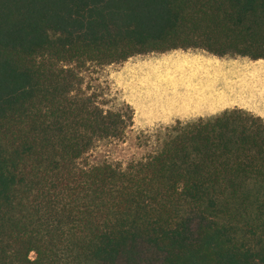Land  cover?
Returning <instances> with one entry per match:
<instances>
[{
    "label": "trees",
    "instance_id": "16d2710c",
    "mask_svg": "<svg viewBox=\"0 0 264 264\" xmlns=\"http://www.w3.org/2000/svg\"><path fill=\"white\" fill-rule=\"evenodd\" d=\"M187 49L264 59V0H0V264H264V119L176 122L139 160L89 161L132 112L73 66Z\"/></svg>",
    "mask_w": 264,
    "mask_h": 264
},
{
    "label": "rangeland",
    "instance_id": "374dc122",
    "mask_svg": "<svg viewBox=\"0 0 264 264\" xmlns=\"http://www.w3.org/2000/svg\"><path fill=\"white\" fill-rule=\"evenodd\" d=\"M157 56L149 53L110 65L87 63L78 68L73 66L81 78V92L91 96L104 111L128 112L130 109L132 112V123L124 135L120 139L100 141L89 154L90 162L125 165L139 160L157 147L166 127L174 126L176 122H188L171 121L170 125L164 126L141 111L142 105L149 108L147 99L163 89L167 94H185L195 87L201 93L209 91L213 105L220 110L235 108L264 115V59L253 61L247 57L228 55L218 61L229 63V67L222 68L220 72H217L218 63H215L214 72L207 69L198 76L185 78L170 73L161 78L157 72L148 71L150 61ZM144 100L147 101L144 103Z\"/></svg>",
    "mask_w": 264,
    "mask_h": 264
},
{
    "label": "crops",
    "instance_id": "0c3cea01",
    "mask_svg": "<svg viewBox=\"0 0 264 264\" xmlns=\"http://www.w3.org/2000/svg\"><path fill=\"white\" fill-rule=\"evenodd\" d=\"M155 54H158V56L150 61L148 71L152 73L157 72L158 77L161 78L169 76L170 73L178 75L176 76L178 78L181 76L185 78L186 76L191 77L195 74L198 76L202 72H207V69L208 72H214L213 65L218 63L220 58H222L200 49L171 50ZM217 67V72H220L222 68L229 67V63H218ZM191 88L185 94L179 92L167 94L165 89H163L164 91L150 96L147 99L149 100V108L142 105L141 107L143 108L141 111L147 114L148 117L153 118L152 120L158 121L164 126L170 125L171 121H190L199 118L207 119L215 117L224 111H228L220 110L213 105L214 100L212 94L208 93L209 91H203L201 93L196 91L195 87ZM147 100H144V103ZM252 115L264 119V115L260 113Z\"/></svg>",
    "mask_w": 264,
    "mask_h": 264
}]
</instances>
